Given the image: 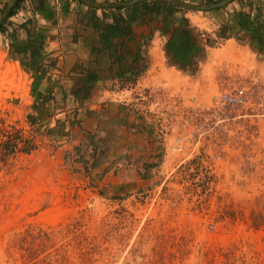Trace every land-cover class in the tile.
Instances as JSON below:
<instances>
[{
	"label": "rangeland",
	"instance_id": "374dc122",
	"mask_svg": "<svg viewBox=\"0 0 264 264\" xmlns=\"http://www.w3.org/2000/svg\"><path fill=\"white\" fill-rule=\"evenodd\" d=\"M11 1L0 0V20ZM189 14L216 39L213 14ZM210 48L206 91H218L216 76L246 86L248 116L203 137L219 157L207 172L197 163L178 171L141 120L155 148L138 168L157 169L143 185L128 139L117 155L110 127L86 132L56 112L44 76L0 60V264H264V65L233 40Z\"/></svg>",
	"mask_w": 264,
	"mask_h": 264
},
{
	"label": "crops",
	"instance_id": "0c3cea01",
	"mask_svg": "<svg viewBox=\"0 0 264 264\" xmlns=\"http://www.w3.org/2000/svg\"><path fill=\"white\" fill-rule=\"evenodd\" d=\"M90 1L123 3L132 0ZM202 1H205L203 5H214L223 0ZM231 5H235L234 10L229 9ZM189 13L164 0L115 9L90 8L75 0H18L0 26V60L21 64L29 73L44 76V80L54 86L56 112L72 119L76 117L86 132L100 133L110 127L117 155L128 139L126 145L134 149L130 154L135 155L129 161L131 170L136 173L133 180L143 185L155 178L157 169L138 166L146 162L155 145L149 143L152 139L148 137L145 124L131 108L119 103L117 93L127 83L156 84L165 79L167 72L186 74L209 90L201 67L212 57L210 47L206 48V58L198 62L199 69L194 75L172 66L165 52L168 40L178 28H189L200 46L204 45V36L199 33L202 28ZM206 13L214 15L215 22L211 23L216 29L228 26L229 39L224 42L233 40L264 65V29L250 22L264 19V0L236 1ZM113 25L120 34L108 32L107 27ZM156 43L161 49L160 56L153 53ZM260 75L261 72L255 70L254 76L260 79ZM215 83L218 90L227 87L219 76L215 77ZM140 137H145V144H134L133 140L139 141ZM140 155L146 158L139 159Z\"/></svg>",
	"mask_w": 264,
	"mask_h": 264
},
{
	"label": "built area",
	"instance_id": "2783aa9c",
	"mask_svg": "<svg viewBox=\"0 0 264 264\" xmlns=\"http://www.w3.org/2000/svg\"><path fill=\"white\" fill-rule=\"evenodd\" d=\"M184 78L182 73L167 72L156 84H123L118 101L152 128L165 147V158L177 156L178 171L197 163L207 172L214 167L209 162L219 157L205 148L203 137L248 116L252 102L246 86L231 85L208 93L194 81L186 85Z\"/></svg>",
	"mask_w": 264,
	"mask_h": 264
},
{
	"label": "trees",
	"instance_id": "16d2710c",
	"mask_svg": "<svg viewBox=\"0 0 264 264\" xmlns=\"http://www.w3.org/2000/svg\"><path fill=\"white\" fill-rule=\"evenodd\" d=\"M241 1L242 0H238V2ZM12 15L13 14H11L10 17ZM247 17L250 18V15H247ZM250 22L264 29L263 19L259 18L253 21L250 20ZM107 28L108 32L112 35L120 34V30L117 29L114 25L108 26ZM227 30V25H221L218 32L215 34L216 39L212 38L211 36H208L205 39L202 38L204 41V45L200 46V44L196 40L194 33L189 28L185 27L176 29L165 46V52L170 61V64L177 67L183 72H188L194 75L198 71V62L204 61L206 58V48L213 47L218 40L225 41L229 39ZM195 59H198V61H195ZM29 119L31 126L36 125L37 120L34 116L30 115ZM32 145L34 146V144Z\"/></svg>",
	"mask_w": 264,
	"mask_h": 264
},
{
	"label": "water",
	"instance_id": "95a60500",
	"mask_svg": "<svg viewBox=\"0 0 264 264\" xmlns=\"http://www.w3.org/2000/svg\"><path fill=\"white\" fill-rule=\"evenodd\" d=\"M18 0H12L7 8L5 9L1 20H0V26L3 24L4 20L7 18V16L10 14L12 8L15 6L16 2ZM81 4L90 7V8H96V9H115V8H125V7H130L134 6L137 4H140L142 2L146 1H151V0H132V1H127L123 3H105V2H95V1H90V0H77ZM167 2H170L177 7L189 11V12H211L215 10H219L222 8L227 7L228 5L238 1V0H223L219 3H216L214 5H196V4H191L188 2H184L181 0H164Z\"/></svg>",
	"mask_w": 264,
	"mask_h": 264
},
{
	"label": "bare ground",
	"instance_id": "6f19581e",
	"mask_svg": "<svg viewBox=\"0 0 264 264\" xmlns=\"http://www.w3.org/2000/svg\"><path fill=\"white\" fill-rule=\"evenodd\" d=\"M153 53H154L156 56H160V54H161V50H160V48H159L158 43L155 44V47H154V49H153ZM156 58H157V57H156Z\"/></svg>",
	"mask_w": 264,
	"mask_h": 264
}]
</instances>
